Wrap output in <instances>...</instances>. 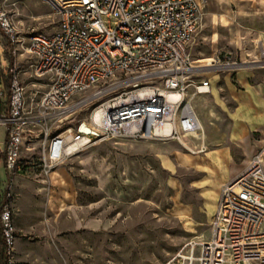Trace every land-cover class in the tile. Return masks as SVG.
<instances>
[{"label":"built area","instance_id":"2783aa9c","mask_svg":"<svg viewBox=\"0 0 264 264\" xmlns=\"http://www.w3.org/2000/svg\"><path fill=\"white\" fill-rule=\"evenodd\" d=\"M59 27L27 35L16 23L18 0H0V170L6 189L0 230L7 264H14L12 200L18 175L49 180L67 158L125 137L177 141L202 138L194 102L212 93L213 78L264 68V40L251 60L228 52L195 60L202 23L200 0H42ZM45 87L29 101L22 62ZM87 112V117L76 121ZM40 156H23L28 137ZM191 150V148H189ZM202 145L194 153H205ZM200 254L197 256V250ZM165 264H264V149L225 183L211 221V237L189 242Z\"/></svg>","mask_w":264,"mask_h":264},{"label":"rangeland","instance_id":"374dc122","mask_svg":"<svg viewBox=\"0 0 264 264\" xmlns=\"http://www.w3.org/2000/svg\"><path fill=\"white\" fill-rule=\"evenodd\" d=\"M18 1L15 21L27 35L58 29L59 20L45 2ZM200 2L203 16L190 47L193 58L206 60L231 52L235 58L251 60L264 38V0ZM6 44L0 34V60L3 50L8 57ZM18 59L28 100L39 90L38 102L46 89L30 77L33 58L20 54ZM226 101L229 95L223 86L218 94L212 91L195 100L204 135L185 139L187 147L177 141L120 137L67 158L49 180L32 176L27 179L32 184V207L27 202L30 184L17 180L13 198L26 211L24 222H32L34 216L33 222L41 221L44 228L43 233L32 232V252H43L44 264H165L189 242L209 240L217 207L194 185L203 175L185 167L180 156L204 154L194 152L202 145L208 150L210 144L226 143L231 124ZM86 117L83 112L75 120ZM40 147V141L29 136L23 156L39 157ZM5 189L1 184L0 202ZM12 259L16 264L14 253Z\"/></svg>","mask_w":264,"mask_h":264},{"label":"crops","instance_id":"0c3cea01","mask_svg":"<svg viewBox=\"0 0 264 264\" xmlns=\"http://www.w3.org/2000/svg\"><path fill=\"white\" fill-rule=\"evenodd\" d=\"M263 40L264 38H261L258 44ZM221 83L228 92L229 101L226 102L231 108L229 112L231 124L226 143L210 144L204 154L180 156V161L185 167L203 175L201 183L198 181L194 185L196 184V187L202 189V195L208 196V203L214 202L216 207L222 186L241 173L264 147V68L241 70L236 74L235 79L230 75L215 77L212 89L214 94L219 93V88H222ZM199 105V102H196V108ZM2 172L1 169L0 186L6 183V176H3L5 173L2 174ZM20 179L27 181L32 177L18 175L15 185L16 181ZM200 185H205L206 188H200ZM29 188L30 194L27 196V202L32 207V184ZM211 196L212 202L210 201ZM14 198L12 200L13 219L16 227L14 260L16 264H44L43 252L40 254L32 252V232L40 231L43 233L44 231L43 226H39L42 225L41 221L33 222L35 217L32 216V212L28 215V217L32 216V222H24L26 221V211L18 200L15 202ZM36 214L39 220L41 214L38 211ZM56 260L59 262V259Z\"/></svg>","mask_w":264,"mask_h":264},{"label":"trees","instance_id":"16d2710c","mask_svg":"<svg viewBox=\"0 0 264 264\" xmlns=\"http://www.w3.org/2000/svg\"><path fill=\"white\" fill-rule=\"evenodd\" d=\"M3 244L4 241L3 238L1 237V230H0V264H7V256Z\"/></svg>","mask_w":264,"mask_h":264}]
</instances>
